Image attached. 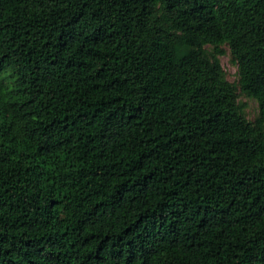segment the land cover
I'll return each mask as SVG.
<instances>
[{"label": "trees", "instance_id": "1", "mask_svg": "<svg viewBox=\"0 0 264 264\" xmlns=\"http://www.w3.org/2000/svg\"><path fill=\"white\" fill-rule=\"evenodd\" d=\"M0 264H264V0H0Z\"/></svg>", "mask_w": 264, "mask_h": 264}, {"label": "rangeland", "instance_id": "2", "mask_svg": "<svg viewBox=\"0 0 264 264\" xmlns=\"http://www.w3.org/2000/svg\"><path fill=\"white\" fill-rule=\"evenodd\" d=\"M226 53L221 56V63L224 68L226 78L231 82L238 83V66L232 61L230 50L228 47L225 48ZM10 85L12 84L11 80H8ZM240 92V91H239ZM241 102L245 104V112L247 117L250 120H254L259 114V106L256 100L246 96L244 93L239 95Z\"/></svg>", "mask_w": 264, "mask_h": 264}]
</instances>
